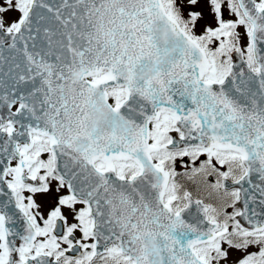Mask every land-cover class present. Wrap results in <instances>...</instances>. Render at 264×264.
<instances>
[{"label":"water","instance_id":"obj_1","mask_svg":"<svg viewBox=\"0 0 264 264\" xmlns=\"http://www.w3.org/2000/svg\"><path fill=\"white\" fill-rule=\"evenodd\" d=\"M239 1L254 23L255 57L260 69L258 74L253 73L237 54L232 73L213 83L202 81L207 66L204 52L167 16L161 0H32L14 33H4L0 28V94L7 76L13 82L33 87L41 79L54 83L62 79L67 84L104 71L106 75L100 78L103 87L119 82L127 85L128 99L123 107L134 96V84L126 80H143L145 83L138 89L154 91L157 96L160 93L158 103L163 102L166 109L181 105L184 92L190 94L200 106L196 118L192 116L201 125L203 143L240 145L243 136L262 138L264 133L252 132V126L259 125L264 118V112L261 113L264 110V8L256 9L253 0ZM43 72L51 73V77H42ZM135 157L143 162L142 156ZM70 161L75 170L78 158ZM145 162L151 170L149 155ZM66 163L61 160L62 165ZM153 172L158 173L156 168ZM74 174L69 173L70 178L62 176L68 180L73 194L83 197ZM107 205L104 199L97 202V214L110 216ZM163 211L165 222L154 230L174 232L176 245L182 247L183 233L179 231L182 225L174 223L181 215H173L166 208ZM189 215L204 227L193 204ZM154 223L161 225L160 219ZM112 234L107 236L108 240L123 237L120 232ZM204 239L205 236H186V252L182 249L184 264H204L193 251V246Z\"/></svg>","mask_w":264,"mask_h":264},{"label":"flooded vegetation","instance_id":"obj_2","mask_svg":"<svg viewBox=\"0 0 264 264\" xmlns=\"http://www.w3.org/2000/svg\"><path fill=\"white\" fill-rule=\"evenodd\" d=\"M77 113H74L76 115ZM89 122V121H88ZM87 122V123H88ZM69 123H76V119L71 120ZM49 141V140H48ZM50 142V141H49ZM47 144V141H46ZM46 154L51 155L52 151H48ZM28 155V154H27ZM31 157V156H30ZM205 157V156H203ZM48 158V157H46ZM34 166L38 164L37 159L35 160ZM181 159L178 158L176 160L178 166H180ZM32 163L28 164V169L31 171ZM36 167H33V170H36ZM225 172V169H222ZM36 174V173H35ZM224 176L223 178H225ZM221 178V182L223 180ZM212 179V178H211ZM56 198H49L48 200L39 201L40 202V211L42 216L36 215L34 213V208L29 207V218L34 222L37 230L38 237L35 241L34 249L32 253H28L26 251V244L22 241L17 242L16 244V253L11 256V264H41L39 260H44V264H58L57 260L61 258L64 261H74L72 257L66 255V249L72 244L69 239V233L74 231L77 236V241L80 242L81 246L85 249V252L88 251V245L84 242V235L86 233V225L82 224V221H85V215H83V210L80 208L81 213L78 210L73 212L71 218L65 216V233L63 236L58 237L53 234L52 227L54 224V219L57 217L56 210ZM230 211V209H229ZM39 219V223L36 222L35 219ZM76 223V224H73ZM82 227L81 234L77 233V228ZM14 228L19 227V225H14ZM38 258L35 257V255ZM6 257L5 248L3 245V231H2V222L0 215V264H3V261ZM26 261V262H25ZM66 263V262H65Z\"/></svg>","mask_w":264,"mask_h":264},{"label":"rangeland","instance_id":"obj_3","mask_svg":"<svg viewBox=\"0 0 264 264\" xmlns=\"http://www.w3.org/2000/svg\"><path fill=\"white\" fill-rule=\"evenodd\" d=\"M23 0H0V18L2 24L5 28L12 27L22 16L21 3ZM185 6V9L189 15L196 17L194 23L195 34H201L208 28H213L218 26L222 19L224 21H234L238 22L237 16L234 12L230 11L229 8L223 6L222 13L224 17L221 16V5H217L213 0H181ZM241 35V46L242 51L245 52L247 46L249 45V36L246 27H239ZM203 189L209 190V194L215 191V185H209L205 181H200ZM48 195H46L47 197ZM249 249H238V250H227L225 255V261L229 264L238 262L241 258L245 256V252L251 250ZM240 250V251H239Z\"/></svg>","mask_w":264,"mask_h":264},{"label":"trees","instance_id":"obj_4","mask_svg":"<svg viewBox=\"0 0 264 264\" xmlns=\"http://www.w3.org/2000/svg\"><path fill=\"white\" fill-rule=\"evenodd\" d=\"M166 3H167V6H171L170 3H169V0H168V2L166 1Z\"/></svg>","mask_w":264,"mask_h":264},{"label":"bare ground","instance_id":"obj_5","mask_svg":"<svg viewBox=\"0 0 264 264\" xmlns=\"http://www.w3.org/2000/svg\"><path fill=\"white\" fill-rule=\"evenodd\" d=\"M263 144H264V142H263ZM262 174H264V167H263V171H262Z\"/></svg>","mask_w":264,"mask_h":264}]
</instances>
